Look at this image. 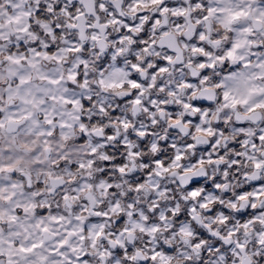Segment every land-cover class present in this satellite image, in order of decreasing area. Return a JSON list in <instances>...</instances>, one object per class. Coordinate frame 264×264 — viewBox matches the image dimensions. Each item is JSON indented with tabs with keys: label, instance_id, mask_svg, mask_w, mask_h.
Returning <instances> with one entry per match:
<instances>
[{
	"label": "clouds",
	"instance_id": "obj_1",
	"mask_svg": "<svg viewBox=\"0 0 264 264\" xmlns=\"http://www.w3.org/2000/svg\"><path fill=\"white\" fill-rule=\"evenodd\" d=\"M0 264H264V0H0Z\"/></svg>",
	"mask_w": 264,
	"mask_h": 264
}]
</instances>
